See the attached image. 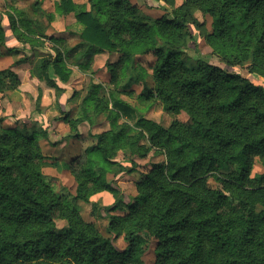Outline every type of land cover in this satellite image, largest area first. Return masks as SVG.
I'll list each match as a JSON object with an SVG mask.
<instances>
[{
  "label": "trees",
  "instance_id": "1",
  "mask_svg": "<svg viewBox=\"0 0 264 264\" xmlns=\"http://www.w3.org/2000/svg\"><path fill=\"white\" fill-rule=\"evenodd\" d=\"M161 1L176 6L175 0ZM87 2L55 0L53 11H39L48 23L73 14L80 31L72 46L60 45L62 36L47 34L38 13L23 7L0 16V44L9 35L20 44L8 48L15 52L26 45L44 48L45 39L54 42L31 74L54 88L70 137L80 135L79 124H92L105 113L108 128L70 159L68 170L76 182L72 197L108 219L109 235L46 180L47 156L36 131L6 128L0 132V264H147L151 238L152 264H264V170L252 174L256 160L264 168V84L249 77L264 75V0H188L156 19L143 15L138 1ZM190 3L211 18L206 41L221 63L197 56L188 65L181 59L190 42L196 49ZM113 52L117 60H106L104 66L115 82L120 71L130 69L126 86L144 80L135 56L153 52L152 84L143 90L171 115L167 126L113 93L107 100L96 95L99 84L83 97L81 114L70 118L67 102L75 94H67L66 83L72 65L86 69L96 57ZM27 58L0 68V92L17 80L11 68ZM182 112L185 121L177 117ZM6 118L21 119L0 116V121ZM151 152L164 160L152 163L136 182V195L127 200L115 181L132 170L126 167L133 164L132 156ZM102 191L112 195L111 204L91 199ZM122 207H127L123 214L111 213ZM120 236L126 242L122 249L114 243Z\"/></svg>",
  "mask_w": 264,
  "mask_h": 264
},
{
  "label": "rangeland",
  "instance_id": "2",
  "mask_svg": "<svg viewBox=\"0 0 264 264\" xmlns=\"http://www.w3.org/2000/svg\"><path fill=\"white\" fill-rule=\"evenodd\" d=\"M55 0H6V7L12 9L17 7H23L30 13H38L39 20L42 23L43 30L54 37L62 36L63 41L60 45H74L79 41L78 33L80 26L75 22L73 14L64 16H58L50 23L47 22L44 15H40L41 10L46 7V11L54 10ZM77 3H86L87 0H75ZM137 1L139 3H137ZM188 0H175V8L166 5L161 0H132L137 3L140 8V12L148 16L149 18L156 19L161 17L165 11L169 13L172 10H180ZM190 12L195 17L196 29L191 27L195 40L196 49L192 48L194 42L189 43L190 48L186 50L180 56L183 61L188 65L194 64L193 57L202 56L205 59H210L215 63H221L219 57L212 53L211 47L206 41V35L211 31V18L205 14L197 5L189 4ZM40 11V12H39ZM45 47L37 50H29L25 52L12 51L10 54L4 52L9 51L6 45L0 44V68H6L10 66L17 59L22 57L30 58L29 65L23 68L20 72L23 76V80L17 78L13 83L8 82V78L5 79V84L10 85V88L0 92V116L10 117L13 115L15 118H24L29 120L27 123H23L21 119L17 121H10L4 119L0 121V132L3 129H19L20 131H27L34 129L36 131V138L38 139L43 153L47 156V160L43 165V172L46 180L54 187L58 192L63 193L67 197V201L76 206L82 216L88 220L93 221L98 230L104 234L109 235L107 232L108 219L99 216L96 212L90 213V205L85 204L82 201L75 200L72 195L75 192L76 182L68 170V163L70 159L79 153L86 146H89L96 142L95 133L101 132L108 128V122L104 120L105 113L97 116L93 125L88 122L79 124L78 131L80 133L77 137H70L72 132L69 129V125L65 121H61L60 117L62 113L58 109L55 103V90L48 86L44 81L39 80L31 74V68L35 61L44 53L50 49V45L54 42L49 39H45ZM3 51V53H1ZM198 51V53L196 52ZM118 53L113 52L109 56H98L93 63L91 62L86 69L79 68L76 64L72 65L73 73L66 83L68 86L67 94L74 93L75 96L69 99V105L71 106L70 118L77 117L81 114L80 103L85 95L90 91L92 84H99L97 88L98 96L109 98L110 93L118 96L132 104H134L138 113L144 115L147 118L155 120L165 126H167L172 117L169 113L163 110L162 103L159 100L154 99L147 92L143 90V86L146 84L150 86L151 80V65L155 60L153 52L136 55L135 60L137 62V70L143 69V82H131L129 85H125L128 77L131 76V70L126 69L120 71L118 79L115 81L110 80V73L104 66L106 60L110 62L116 61ZM70 61V59H69ZM243 75H249L244 68L236 67ZM91 69L93 72H91ZM11 70L14 72L11 68ZM138 70V71H139ZM233 70V69H232ZM235 70V69H234ZM15 73V72H14ZM18 75V74H16ZM18 77V76H17ZM249 77L255 81L264 84V75L261 73H252ZM9 83V84H8ZM6 85V86H7ZM17 90L16 94H10L8 91ZM130 91V92H129ZM142 93V94H141ZM148 97V98H147ZM180 120H187L185 113L177 115ZM24 125V126H23ZM42 125L45 129L49 130V134L52 140H48L42 135ZM123 151L118 152V158H122ZM164 155L149 153L148 156H132L133 164L127 163V168H132L130 172L123 173L118 176L115 181L121 190L127 195V200L134 197L137 193L136 182L139 181L144 173L148 172L152 163L163 161ZM264 170L263 166L258 160L254 162L252 174L261 173ZM210 183L216 185V183L210 178ZM99 205H109L113 201V197L109 192H103L101 196L95 200ZM127 211V207H122V210H113L111 213L123 214ZM57 225L59 227L64 226L65 221L57 219ZM115 245L122 249L126 245L122 236L117 237L114 240ZM155 239L151 238L149 247L144 255V259L147 264H152L155 259L154 254Z\"/></svg>",
  "mask_w": 264,
  "mask_h": 264
},
{
  "label": "crops",
  "instance_id": "3",
  "mask_svg": "<svg viewBox=\"0 0 264 264\" xmlns=\"http://www.w3.org/2000/svg\"><path fill=\"white\" fill-rule=\"evenodd\" d=\"M9 1H11V0H9ZM7 5H6V0H0V16L1 15H5L6 14V12H11V13H13V9H12V7H10L9 9L6 7ZM17 8H20V7H17ZM46 7H44L43 9L44 10H46L45 9ZM4 20V19H3ZM5 45H6V47H13V46H17V45H20V44H17V41L15 40V38H13L12 36H8L7 37V39H6V41H5V43H4ZM26 48L25 49H23V51H25V52H28V49H27V45L25 46ZM37 50V49H36ZM13 51V50H12ZM12 51H6V52H4V55L5 54H10ZM20 51V50H19ZM1 53H3V51H1ZM4 55H2V56H0V58H2ZM28 60H26L25 62H22V63H20V64H18V65H14L13 67H12V69L13 70H15L14 72L16 73V74H18L17 76V78H19L20 80H23V76H22V74H21V70L23 69V68H25L26 67V64H28L29 65V62H30V58H27ZM13 62V61H12ZM68 91V90H67ZM16 92H17V90H10V91H8V93H10V94H13V95H15L16 94ZM67 104L69 105V101L67 102ZM70 106V105H69ZM71 107V106H70ZM47 139L49 140H52L51 139V137H50V134H49V130H47ZM103 192H107V191H102V192H98V193H96V194H94V195H92L91 196V199L92 200H97V197L98 196H101V194L103 193Z\"/></svg>",
  "mask_w": 264,
  "mask_h": 264
}]
</instances>
